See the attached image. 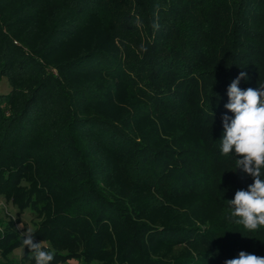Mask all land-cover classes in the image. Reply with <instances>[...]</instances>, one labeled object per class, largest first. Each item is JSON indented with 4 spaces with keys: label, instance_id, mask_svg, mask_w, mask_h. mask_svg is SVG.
I'll return each instance as SVG.
<instances>
[{
    "label": "trees",
    "instance_id": "obj_1",
    "mask_svg": "<svg viewBox=\"0 0 264 264\" xmlns=\"http://www.w3.org/2000/svg\"><path fill=\"white\" fill-rule=\"evenodd\" d=\"M242 71L264 85V0H0V264H35L27 212L52 264L264 256L227 212L253 178L219 151Z\"/></svg>",
    "mask_w": 264,
    "mask_h": 264
},
{
    "label": "clouds",
    "instance_id": "obj_2",
    "mask_svg": "<svg viewBox=\"0 0 264 264\" xmlns=\"http://www.w3.org/2000/svg\"><path fill=\"white\" fill-rule=\"evenodd\" d=\"M241 79H247L243 71L227 88L228 102L224 107L233 117L222 118L219 151L234 159L235 170L241 169L253 178L247 190L239 189L234 198L226 200L228 219L251 232L264 228V85H258V89H241ZM33 236L30 229L22 234V245L24 249L27 247L30 258L35 264H52L56 250L45 241L34 242ZM224 264H264V256L240 251L236 258L227 259Z\"/></svg>",
    "mask_w": 264,
    "mask_h": 264
},
{
    "label": "rangeland",
    "instance_id": "obj_3",
    "mask_svg": "<svg viewBox=\"0 0 264 264\" xmlns=\"http://www.w3.org/2000/svg\"><path fill=\"white\" fill-rule=\"evenodd\" d=\"M10 91V85L7 81V79H4L0 82V93H8ZM17 209L9 202H7L3 197L0 198V219L8 221V219L16 220L18 218L17 216ZM35 217L32 213L27 212L21 217L22 223L17 224V227L19 231L21 232V235L27 231V229L33 230V224H34ZM24 255V250L19 249L15 252L14 258L16 260H20ZM66 264H78L77 261L72 260L69 261Z\"/></svg>",
    "mask_w": 264,
    "mask_h": 264
}]
</instances>
